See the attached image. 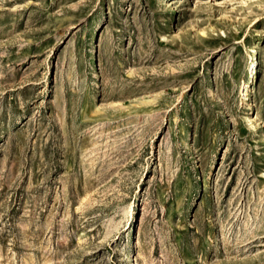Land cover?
<instances>
[{"label":"rangeland","instance_id":"rangeland-1","mask_svg":"<svg viewBox=\"0 0 264 264\" xmlns=\"http://www.w3.org/2000/svg\"><path fill=\"white\" fill-rule=\"evenodd\" d=\"M0 264H264V0H0Z\"/></svg>","mask_w":264,"mask_h":264},{"label":"bare ground","instance_id":"bare-ground-1","mask_svg":"<svg viewBox=\"0 0 264 264\" xmlns=\"http://www.w3.org/2000/svg\"><path fill=\"white\" fill-rule=\"evenodd\" d=\"M249 54H250L249 64L253 63V65L251 66V68H247L248 75L246 76V81L242 85L241 94H240V96H242L243 99L247 101L249 100L253 86L256 84V78L258 74L259 58H258V52L256 46L250 48Z\"/></svg>","mask_w":264,"mask_h":264}]
</instances>
